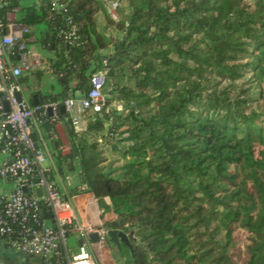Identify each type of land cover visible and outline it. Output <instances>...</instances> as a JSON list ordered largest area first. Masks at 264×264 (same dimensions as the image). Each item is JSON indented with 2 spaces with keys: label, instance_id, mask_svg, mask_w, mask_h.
Instances as JSON below:
<instances>
[{
  "label": "trees",
  "instance_id": "1",
  "mask_svg": "<svg viewBox=\"0 0 264 264\" xmlns=\"http://www.w3.org/2000/svg\"><path fill=\"white\" fill-rule=\"evenodd\" d=\"M126 1L119 20L105 16L115 34L99 25L104 0L0 8L5 21L18 7L31 43L51 52L20 77L30 104L56 102L80 191L117 214L105 226L135 227L116 264H264V0ZM98 70L106 105L77 128L64 100L85 96ZM41 73L60 89L29 85ZM43 260L68 264L65 247Z\"/></svg>",
  "mask_w": 264,
  "mask_h": 264
},
{
  "label": "built area",
  "instance_id": "2",
  "mask_svg": "<svg viewBox=\"0 0 264 264\" xmlns=\"http://www.w3.org/2000/svg\"><path fill=\"white\" fill-rule=\"evenodd\" d=\"M12 1L0 0V8ZM106 2L111 17L119 20V1ZM18 13L19 8L14 6L7 12L5 21L0 18V246L7 244L26 254H41L46 260L65 247L68 264H98L85 241L77 251L66 247L67 238L73 232H78L84 240L98 231V242H109L107 228L79 227L73 205L48 176L52 170L46 164L47 153L38 142L35 126L59 121L58 106L52 101L31 105L29 96L25 95L29 86L20 77L40 66L43 56L32 47L35 37L19 21ZM104 64H107L106 58ZM105 78V70L94 72L85 96L73 94L64 100L65 111L75 127L80 128L83 115L103 111L107 99ZM18 93L22 94L21 99ZM25 185L28 193L23 191ZM39 188L42 196L37 193ZM42 201L51 217L42 215V211L45 214Z\"/></svg>",
  "mask_w": 264,
  "mask_h": 264
},
{
  "label": "crops",
  "instance_id": "3",
  "mask_svg": "<svg viewBox=\"0 0 264 264\" xmlns=\"http://www.w3.org/2000/svg\"><path fill=\"white\" fill-rule=\"evenodd\" d=\"M39 2L40 0H23L22 4L37 8ZM104 4L106 11L103 14H98V21L100 28L105 29L108 34H111L110 32L113 31L114 27L107 24L105 16L108 14L111 17V15L106 0ZM75 95L81 96V93L77 91ZM85 118L86 115H83L81 121L85 120ZM35 132L39 135V144L47 153L46 164L52 170V176L50 178L73 205L77 214L79 227L93 228L95 230L104 227L107 228L105 224L107 222H113L117 218V214L111 207L109 197H105L108 205L105 208L99 205L98 199L93 193L80 191L81 178L78 161L69 162L65 159V156L70 153L71 147L62 122H55L51 130H45L44 127L36 125ZM0 189H2L1 185ZM83 241H85L88 248L92 251L98 264H116L110 242H94L90 236L85 237ZM43 259L45 258L41 254L31 255L16 251L8 246H0V264H44Z\"/></svg>",
  "mask_w": 264,
  "mask_h": 264
},
{
  "label": "rangeland",
  "instance_id": "4",
  "mask_svg": "<svg viewBox=\"0 0 264 264\" xmlns=\"http://www.w3.org/2000/svg\"><path fill=\"white\" fill-rule=\"evenodd\" d=\"M126 2H127L126 0L123 1L122 7L125 6ZM120 7H121V5H119V8ZM104 12L105 11L102 10L100 13L103 14ZM18 15H19V13H18ZM118 15H119V18H120L121 14H118ZM110 33L111 34H115L116 33V29L113 28V31H111ZM31 45L43 57L51 55V52H49L48 50L39 49L35 43H32ZM248 77H249V75H247L245 78L241 79L240 82L246 81ZM38 78H39V80L36 81V77L32 76V78H30L29 85H32L34 88L39 86L43 93H51V92L58 91L60 85H59L56 77L53 74L41 73L38 76ZM25 95L29 96V91L26 90L25 91ZM104 156L107 157V159H108L107 163H109L110 161L112 162V161H114V160H116L118 158L117 154H115V152L111 151V150L110 151L109 150L106 151ZM116 165H118V164H116ZM80 239H81V236H80V234L78 232H73V233L70 234V236L68 237V244H69V246L71 247L72 250H74V251L78 250L79 240ZM109 242H110L111 250L114 252V249L116 248V245L114 243H112L110 240H109Z\"/></svg>",
  "mask_w": 264,
  "mask_h": 264
},
{
  "label": "water",
  "instance_id": "5",
  "mask_svg": "<svg viewBox=\"0 0 264 264\" xmlns=\"http://www.w3.org/2000/svg\"><path fill=\"white\" fill-rule=\"evenodd\" d=\"M18 98L21 99L22 98V94L18 93L17 94ZM34 103L38 104L39 103V99L37 97V95H34ZM6 106L8 108V104L6 103ZM63 111H65V107L62 106ZM34 139H37V135L34 133L33 134ZM23 191L25 193H28L29 189L28 187L25 185L23 186ZM37 193L39 196H42V189L39 188L37 190ZM42 215H44V211H42ZM106 235L108 237V240H110L112 243H114L117 247H120L122 242H127L130 243L131 240L134 241H138V238L135 236V227H130L129 231H125L119 228H107L106 229ZM90 238L94 241V242H98L100 240V233L98 231L92 232L89 234ZM79 245H83V240H79Z\"/></svg>",
  "mask_w": 264,
  "mask_h": 264
},
{
  "label": "bare ground",
  "instance_id": "6",
  "mask_svg": "<svg viewBox=\"0 0 264 264\" xmlns=\"http://www.w3.org/2000/svg\"><path fill=\"white\" fill-rule=\"evenodd\" d=\"M104 257V256H103Z\"/></svg>",
  "mask_w": 264,
  "mask_h": 264
}]
</instances>
